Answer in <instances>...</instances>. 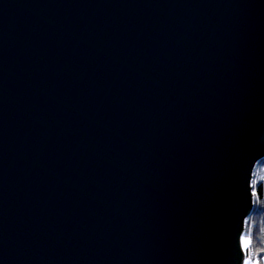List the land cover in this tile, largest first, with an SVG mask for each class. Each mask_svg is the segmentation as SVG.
<instances>
[{"label": "water", "instance_id": "water-1", "mask_svg": "<svg viewBox=\"0 0 264 264\" xmlns=\"http://www.w3.org/2000/svg\"><path fill=\"white\" fill-rule=\"evenodd\" d=\"M264 159V0H0V264H244Z\"/></svg>", "mask_w": 264, "mask_h": 264}, {"label": "trees", "instance_id": "trees-1", "mask_svg": "<svg viewBox=\"0 0 264 264\" xmlns=\"http://www.w3.org/2000/svg\"><path fill=\"white\" fill-rule=\"evenodd\" d=\"M253 189L256 196L254 210L246 220L242 246L250 264H264V159L257 166ZM247 241V247L244 240Z\"/></svg>", "mask_w": 264, "mask_h": 264}, {"label": "rangeland", "instance_id": "rangeland-1", "mask_svg": "<svg viewBox=\"0 0 264 264\" xmlns=\"http://www.w3.org/2000/svg\"><path fill=\"white\" fill-rule=\"evenodd\" d=\"M254 179H253V183H254ZM254 190V189H253ZM254 196H255V193H254ZM254 198H256V196L254 197ZM255 200L256 199H254V204H255ZM245 232V231H244ZM247 241H246V239L244 240V245H245V243H246ZM244 264H250V261H249V258H246V261H245V263Z\"/></svg>", "mask_w": 264, "mask_h": 264}, {"label": "snow or ice", "instance_id": "snow-or-ice-1", "mask_svg": "<svg viewBox=\"0 0 264 264\" xmlns=\"http://www.w3.org/2000/svg\"><path fill=\"white\" fill-rule=\"evenodd\" d=\"M245 247H247V242L245 243Z\"/></svg>", "mask_w": 264, "mask_h": 264}]
</instances>
